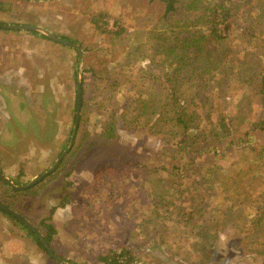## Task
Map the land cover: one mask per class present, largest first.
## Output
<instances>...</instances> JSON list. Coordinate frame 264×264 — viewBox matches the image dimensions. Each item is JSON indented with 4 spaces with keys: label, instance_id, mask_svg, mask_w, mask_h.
I'll list each match as a JSON object with an SVG mask.
<instances>
[{
    "label": "rangeland",
    "instance_id": "rangeland-1",
    "mask_svg": "<svg viewBox=\"0 0 264 264\" xmlns=\"http://www.w3.org/2000/svg\"><path fill=\"white\" fill-rule=\"evenodd\" d=\"M24 1L16 13L20 18L10 22L39 26L57 38L64 35L81 53L77 63L71 47L33 34L32 40H38L32 42L27 30L24 36L0 32V173L24 185L65 149L74 124L77 75L81 107L72 144L57 166L14 194L0 181V204L7 203L37 229L40 219L51 224L55 232L49 245L67 262L101 264L94 262L92 250L121 243L134 252L133 264H264V212L258 216L252 207L260 200L255 197L264 206V163L257 161L254 178L253 169L244 174L252 153L243 146L220 161H236L231 170L241 167V185L223 183L228 174L218 171L220 184L194 202L195 210L191 204L200 219L190 229L177 224L171 201H164L174 189L153 179L161 174H144L169 161L161 149L175 140L171 132L164 141L171 115L153 84L171 67L159 64L164 42L170 30L190 28L176 21L170 26L174 18L162 14L159 0ZM225 1L232 3L227 36L215 39L203 31L196 44L200 59L187 62L181 74L186 78L193 68L204 72L189 80L195 104H211L224 115L241 110L256 116L259 104L249 89L257 75L264 78V16L256 14L264 0ZM119 28L123 32L115 34ZM160 45L165 46L154 53ZM208 96L205 103L197 101ZM202 106L197 113L204 111ZM133 121L139 128L132 129ZM239 127L243 131L244 124ZM99 171L103 175L97 180ZM95 186L96 193L91 191ZM66 191L67 199L60 202ZM47 256L0 215V264H59Z\"/></svg>",
    "mask_w": 264,
    "mask_h": 264
},
{
    "label": "trees",
    "instance_id": "trees-1",
    "mask_svg": "<svg viewBox=\"0 0 264 264\" xmlns=\"http://www.w3.org/2000/svg\"><path fill=\"white\" fill-rule=\"evenodd\" d=\"M159 1L161 2L162 14L174 18L173 22L169 24L170 26L176 21L178 26L189 27L190 29L184 32L172 29L170 30L171 34L167 36V40L164 42L166 47L163 49L159 64L164 63L165 65L167 63L171 67L166 72L167 76H165V72H162L158 77L156 76V79L159 78L158 82L155 80L156 83L154 81L153 84L155 87L158 85L157 88L158 90L160 89V94L163 96L162 107L166 108L171 115L169 119L171 127L165 128V130L167 128L169 129L167 132L168 138L163 137L164 141L168 142L170 137L172 138L171 132L175 140L169 147L161 149L162 154L170 155L169 161L148 168L144 174H161V177L154 178L153 176V179L162 183L167 189H174L175 192L164 197V201L166 202L167 199L171 201L172 210L174 211L172 216L176 215L179 219L177 224L190 229V227L197 225L193 221L200 219V216H196L194 211L191 212V204L193 203L195 210L194 202L197 199H202L204 193L211 186L214 187L220 184L218 181H222V179L217 177L219 174L218 171L228 174H225L223 183H235L236 187H238L237 182H239V185H241L240 179H237L241 172V167L238 166L235 170H231V168L237 166L236 161L231 160V163H225L230 151H234L235 149L237 151L238 148L243 146L245 151L252 153V158L243 172L244 174H249L253 169L251 179L257 175L256 173L260 168L257 161L260 164L264 163V78L262 74L257 75V81L253 91L249 89V94H252V92L255 93L253 97H256L258 101L260 108L259 115L247 117L241 113V110L236 116L224 115L222 110L221 112H214L211 104L207 105L206 103L203 106L195 104L193 102L194 92L189 91V80L194 77L196 79L198 77L202 78L204 72L201 69L193 68L192 73L186 76V79L181 74V70L186 67L184 65L187 62L195 64L200 59L201 54L197 50L196 44L203 36V31H206L208 35L215 39H222L227 36V30L230 24L229 20H231L230 6L232 3L225 5V0H188L186 3H184V0ZM263 10H257V16H264ZM239 17H241V13H239ZM11 22L19 24L17 23L19 22L18 20ZM119 29L118 32L114 33L119 34L123 32V28ZM3 31L6 32L7 30ZM27 32L50 40L44 34L38 33L37 31L27 30ZM180 37L183 38L181 39ZM59 38L73 41L64 35ZM54 43L63 46L59 42ZM165 45H160L157 49H154V53H159ZM191 46L195 50L192 53L186 54ZM226 76L227 74H224V78ZM225 87H228L227 82ZM201 99L203 98L197 101L205 103L210 100V97L208 96L205 101ZM199 106H202L204 111L197 113ZM192 118L195 120L193 119L192 121ZM240 124H244L243 131H240ZM131 127L132 129L139 128L135 121L131 123ZM111 133L112 131L110 130L109 135ZM223 159L225 162L220 163ZM136 164L144 167V164L141 162ZM102 175L103 171H99L98 175H95V178L100 180ZM166 182L170 183L168 184ZM14 184H16L15 181ZM91 188V191L96 193L97 186ZM199 188L201 191H199ZM8 189L10 190V194L15 193L10 188ZM175 193H177V196ZM238 194H244V192L241 191ZM67 196L68 192L66 191L60 202H64ZM173 196L176 198L174 199ZM255 199L260 200L258 205L254 204L252 207H255V214L261 216L263 215L261 212H264V210L260 211V208L264 209V206H261L263 200L260 197H255ZM3 204L9 206L5 202ZM58 204L62 205L63 203ZM207 204L208 201H206ZM211 212L217 213L218 209H213ZM0 215L21 228L26 236L30 237L36 246L47 256L44 248L34 234L22 223L1 210ZM38 224L40 226L38 229L43 234L44 239L48 244H51V237L55 232L53 226L49 223H44L43 219H40ZM208 226L210 225H206L207 228ZM171 228L175 229L173 227ZM92 251L94 252V262H100L101 264H133L134 260H136V256H134L135 254H133L134 252L131 247L129 248V246H124L121 243L99 246L96 250Z\"/></svg>",
    "mask_w": 264,
    "mask_h": 264
},
{
    "label": "water",
    "instance_id": "water-1",
    "mask_svg": "<svg viewBox=\"0 0 264 264\" xmlns=\"http://www.w3.org/2000/svg\"><path fill=\"white\" fill-rule=\"evenodd\" d=\"M0 29H8V30H33L40 32L41 34H44L46 37H48L50 40L59 42L60 44L71 47L77 51V63L79 62L80 59V53L81 50L77 44L74 42L64 40V39H59L57 38L54 34L51 32L47 31L46 29H43L39 26L36 25H30V24H0ZM81 80L79 75H77L76 79V85H75V113H74V124L72 127V133L69 138L68 145L65 147V149L60 153V155L55 159V161L51 164V166L44 172L35 175L32 179H30L26 184L24 185H15L13 184L6 176H4L2 173H0V181L3 182L7 187H9L13 191H20L24 190L26 188L32 187L34 184H36L39 180H41L44 176L49 174L59 163L61 160L62 156L69 150L74 135H75V130L79 121V110L81 107ZM0 210L11 215L14 217L16 220H18L20 223H22L29 231H31L34 236L37 238L39 243L42 245L44 248L45 252L47 253L48 257L51 258L53 261L59 264H76L72 262H67L60 258L58 255L54 253L50 245L47 243V241L44 239L43 234L37 229L32 223H30L26 218L21 216L18 212L14 211L10 207L4 206L0 204Z\"/></svg>",
    "mask_w": 264,
    "mask_h": 264
},
{
    "label": "crops",
    "instance_id": "crops-1",
    "mask_svg": "<svg viewBox=\"0 0 264 264\" xmlns=\"http://www.w3.org/2000/svg\"><path fill=\"white\" fill-rule=\"evenodd\" d=\"M35 1H44V0H35ZM24 2H25L24 0H0V24H12V22H10V19H14L15 17H19L18 15H16V13L19 14V12H17V11H19L20 8L23 7L22 5H25ZM3 11L4 12L10 11V14H5ZM10 17H12V18H10ZM3 30H7V31L5 32ZM23 31L24 30L21 31V30L0 29L1 33H7L11 36H13V35L24 36L25 34L23 33ZM26 36L28 38H31L30 36H33V35L29 33ZM34 39H36V38H34ZM36 40H38V39H36ZM36 40H32V38L30 39V41H32V42H36ZM50 42H52V41H50ZM18 71H16L14 74L18 75ZM20 74H21V71H20ZM60 207H62V206H60Z\"/></svg>",
    "mask_w": 264,
    "mask_h": 264
}]
</instances>
